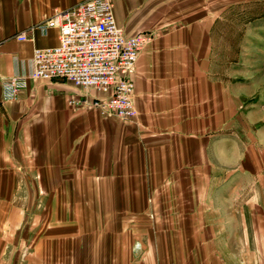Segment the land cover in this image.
<instances>
[{"label":"crops","instance_id":"obj_1","mask_svg":"<svg viewBox=\"0 0 264 264\" xmlns=\"http://www.w3.org/2000/svg\"><path fill=\"white\" fill-rule=\"evenodd\" d=\"M82 1L0 0V264H264V0H114L155 35L134 120L62 79L6 99Z\"/></svg>","mask_w":264,"mask_h":264},{"label":"built area","instance_id":"obj_2","mask_svg":"<svg viewBox=\"0 0 264 264\" xmlns=\"http://www.w3.org/2000/svg\"><path fill=\"white\" fill-rule=\"evenodd\" d=\"M40 27H58L60 43L35 50L33 71L5 84L6 99L27 88L29 79H62L82 91L84 107L100 108L125 120L137 118L132 75L139 55L155 37L152 32L128 35L116 21L114 0H84L56 10ZM18 38L27 39L28 32Z\"/></svg>","mask_w":264,"mask_h":264},{"label":"rangeland","instance_id":"obj_3","mask_svg":"<svg viewBox=\"0 0 264 264\" xmlns=\"http://www.w3.org/2000/svg\"><path fill=\"white\" fill-rule=\"evenodd\" d=\"M260 47V46H259ZM264 47V46H263Z\"/></svg>","mask_w":264,"mask_h":264}]
</instances>
